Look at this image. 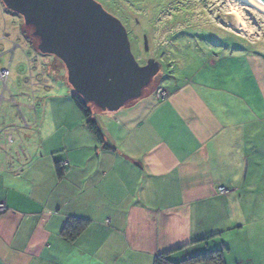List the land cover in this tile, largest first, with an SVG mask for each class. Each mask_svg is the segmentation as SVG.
<instances>
[{"label":"crops","instance_id":"obj_1","mask_svg":"<svg viewBox=\"0 0 264 264\" xmlns=\"http://www.w3.org/2000/svg\"><path fill=\"white\" fill-rule=\"evenodd\" d=\"M21 86L19 99L3 95L15 117H0V264H153L161 254L177 263L215 251L227 264L230 248L209 242L241 230L237 177L228 175L244 120L237 107L228 116L223 90L184 85L114 113L92 108L100 144L70 85L34 102ZM70 219L88 222L71 242L60 234Z\"/></svg>","mask_w":264,"mask_h":264},{"label":"rangeland","instance_id":"obj_2","mask_svg":"<svg viewBox=\"0 0 264 264\" xmlns=\"http://www.w3.org/2000/svg\"><path fill=\"white\" fill-rule=\"evenodd\" d=\"M95 1L121 22L139 66L150 60L160 65L144 95L193 85L223 90L230 118L231 108H238L244 120L238 123L239 162L228 176L237 177L241 230L209 245L222 247L224 242L230 248L224 251L227 264H264V15L237 0ZM233 11L242 16L248 32L239 31ZM30 31L0 1V72H8L5 82L0 79V117L8 116L9 122L15 113L13 105L2 103L5 93L17 100L26 92L21 84H26L34 102L56 85L57 96H63L69 85L63 63L42 55ZM60 67L62 79L53 70ZM11 84L18 87V96L8 94ZM69 91L71 101L74 90Z\"/></svg>","mask_w":264,"mask_h":264},{"label":"water","instance_id":"obj_3","mask_svg":"<svg viewBox=\"0 0 264 264\" xmlns=\"http://www.w3.org/2000/svg\"><path fill=\"white\" fill-rule=\"evenodd\" d=\"M19 15L42 55L60 60L75 94L101 112L114 113L142 98L160 71L139 66L121 22L95 0H0ZM264 12V0H246Z\"/></svg>","mask_w":264,"mask_h":264},{"label":"trees","instance_id":"obj_4","mask_svg":"<svg viewBox=\"0 0 264 264\" xmlns=\"http://www.w3.org/2000/svg\"><path fill=\"white\" fill-rule=\"evenodd\" d=\"M31 36V31L29 33ZM34 39V38H33ZM30 40V38H28ZM35 40V39H34ZM36 41V40H35ZM71 101L78 109L82 117L86 121V126L93 134L96 140L103 144V135L100 131L96 121L93 118L92 108L93 106L85 103L81 97L74 94L71 96ZM97 110V109H96ZM105 148H108L105 146ZM58 177H62V170L57 169ZM88 222L81 219H70L61 231V237L66 241H74L86 228ZM224 264L223 251L210 252L201 256L192 257L182 262H173L170 260L168 254H161L155 257L153 264Z\"/></svg>","mask_w":264,"mask_h":264},{"label":"bare ground","instance_id":"obj_5","mask_svg":"<svg viewBox=\"0 0 264 264\" xmlns=\"http://www.w3.org/2000/svg\"><path fill=\"white\" fill-rule=\"evenodd\" d=\"M237 1L240 2V3H244V4L248 5V6H250L251 8L255 9L257 12L262 13L264 15V12L263 11H261L258 8H256L255 6H253L252 4H250L249 2H247L246 0H237ZM231 15L234 16L235 21L237 23V27L239 28V31H241L243 33L244 32L245 33L248 32V29H247V27H246V25L244 23V20H243L242 16L237 11H233L231 13Z\"/></svg>","mask_w":264,"mask_h":264},{"label":"built area","instance_id":"obj_6","mask_svg":"<svg viewBox=\"0 0 264 264\" xmlns=\"http://www.w3.org/2000/svg\"><path fill=\"white\" fill-rule=\"evenodd\" d=\"M7 76H8V72L7 71L0 72V79L2 81L5 82ZM158 95H159V97H160L161 100H165L168 97V93L166 91H159L158 92ZM219 193L221 195H224L227 192L224 189L221 188V189H219ZM5 212H6V207L4 205H0V214H3Z\"/></svg>","mask_w":264,"mask_h":264}]
</instances>
